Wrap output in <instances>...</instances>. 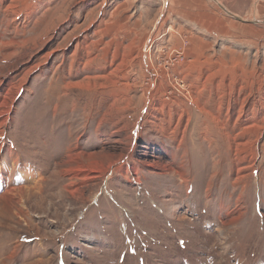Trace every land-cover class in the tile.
I'll list each match as a JSON object with an SVG mask.
<instances>
[{"label":"rangeland","instance_id":"1","mask_svg":"<svg viewBox=\"0 0 264 264\" xmlns=\"http://www.w3.org/2000/svg\"><path fill=\"white\" fill-rule=\"evenodd\" d=\"M143 1L0 0V264H264V24Z\"/></svg>","mask_w":264,"mask_h":264},{"label":"crops","instance_id":"2","mask_svg":"<svg viewBox=\"0 0 264 264\" xmlns=\"http://www.w3.org/2000/svg\"><path fill=\"white\" fill-rule=\"evenodd\" d=\"M144 1H148V0H144ZM144 1L142 2V4H145ZM259 1L260 0L253 2L254 7L255 4L257 5L255 8L257 13L260 10L258 3ZM164 5H165V1H164ZM171 6L173 7L175 6L176 20L183 21V23H181L182 25L178 27L179 31L182 32L183 31L182 27H187V26L195 30L192 32L193 38L192 37L190 38L191 43L201 42V40L203 41L204 36L207 37V35L210 37L212 36L213 39L216 40H218L219 38L220 39L227 38V36L230 39L232 38L235 32L238 31V32L246 33V30H248L249 33L253 34V37H256L257 30L254 27L249 25H248L249 27H247L246 25H241L240 23L231 22L228 18L223 17L219 12L215 11L210 6L208 0H172ZM142 7L144 9L143 5ZM165 7L168 8L169 4L166 5ZM165 7L163 6L162 9L164 10V12H165ZM159 8L160 6L158 8L157 7L153 8V10L157 12ZM144 10H146L145 11L146 15L149 16L146 17V20L148 22L159 21L158 12L153 15L152 13L149 12L150 10H148V7H145ZM238 11L239 9L236 10V13L240 15ZM256 11H253L251 15L253 16V14H255ZM152 37H154L153 34Z\"/></svg>","mask_w":264,"mask_h":264},{"label":"water","instance_id":"3","mask_svg":"<svg viewBox=\"0 0 264 264\" xmlns=\"http://www.w3.org/2000/svg\"><path fill=\"white\" fill-rule=\"evenodd\" d=\"M219 8H221L229 17H231L234 20H238L242 23H250V24H264V20H254V21H246L242 19L240 16L234 15L231 11H229L227 8H225L219 1L213 0Z\"/></svg>","mask_w":264,"mask_h":264},{"label":"bare ground","instance_id":"4","mask_svg":"<svg viewBox=\"0 0 264 264\" xmlns=\"http://www.w3.org/2000/svg\"><path fill=\"white\" fill-rule=\"evenodd\" d=\"M250 128H252V127H249L248 129H250Z\"/></svg>","mask_w":264,"mask_h":264}]
</instances>
